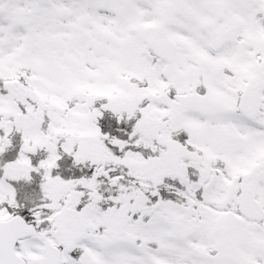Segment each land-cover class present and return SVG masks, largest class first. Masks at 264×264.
<instances>
[{"label": "snow or ice", "instance_id": "6c2138e0", "mask_svg": "<svg viewBox=\"0 0 264 264\" xmlns=\"http://www.w3.org/2000/svg\"><path fill=\"white\" fill-rule=\"evenodd\" d=\"M0 264H264V0H0Z\"/></svg>", "mask_w": 264, "mask_h": 264}]
</instances>
